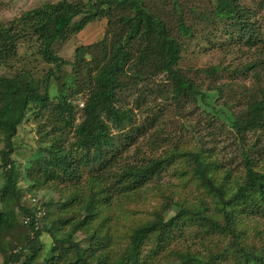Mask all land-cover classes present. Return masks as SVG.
<instances>
[{
  "label": "trees",
  "instance_id": "obj_1",
  "mask_svg": "<svg viewBox=\"0 0 264 264\" xmlns=\"http://www.w3.org/2000/svg\"><path fill=\"white\" fill-rule=\"evenodd\" d=\"M95 20L103 37L61 56ZM198 31L223 51L240 37L249 55L228 69L255 79L237 113L218 110L232 130L221 160L184 148L189 132L206 144L200 130L182 125L174 136L178 120L155 111L165 107L158 97L198 106L221 90L211 80L202 91L179 67ZM29 51L49 65L41 76L26 67ZM0 69V264H264V0L45 1L0 20ZM218 70L204 69L212 79ZM22 126L27 146L16 142ZM172 165L180 182L167 184ZM20 214L39 221L22 224ZM192 226L199 233L182 234Z\"/></svg>",
  "mask_w": 264,
  "mask_h": 264
},
{
  "label": "rangeland",
  "instance_id": "obj_2",
  "mask_svg": "<svg viewBox=\"0 0 264 264\" xmlns=\"http://www.w3.org/2000/svg\"><path fill=\"white\" fill-rule=\"evenodd\" d=\"M45 1H56V0H3V7H0V20L8 23L13 18L19 16V14L25 10L34 8L36 6L42 5ZM105 29V21L104 20H95L89 24H87L82 30L78 32V34L73 35L66 43L61 44L58 47V52L61 56L70 57L73 49L77 45H87L93 44L99 41L104 34ZM201 32L198 31L196 36L193 38L186 39V43H184V47L182 50L183 57L179 62V67L182 72H186L187 74L195 79L197 83H203L204 86H201L202 91H209L205 88L208 85L209 81H211L210 85H219L222 86L221 90L217 89V93H213L209 96L206 100L203 101L204 104L199 103L202 100L198 101V106L192 100H187L184 98L181 103L173 102L171 99H166L163 97H158L157 102L163 103L165 105L160 111L155 110L160 120H165V123L177 124L178 126L176 129L172 130V134L175 136L179 127L182 125H190L191 127H197L200 130V134L203 135L204 141L206 144L200 142V138H192L189 132V137L186 139H190L191 145L184 144V148H191L192 146L196 147V150L202 149L204 150V154L208 156L210 159L217 158L221 160L222 157L216 155V151L220 148H223L224 144L226 143V138L229 132L232 130L224 126L221 128V120L225 119L223 114L219 113L218 110L221 106H228L232 110V112L237 113L246 103L245 101L239 100L241 96H252V83L255 80L250 74L242 75L238 74V77L233 78V75L229 67L234 68L236 65H240V62H245L249 53L247 52V48L245 44H243V40L239 37L235 40H232L233 45H229L230 48L228 50L223 51L221 48H215L209 45H206V42H203ZM212 43L214 40L211 41ZM260 47V45H258ZM22 53L24 49L20 50ZM253 51V50H252ZM29 53V58L26 60L28 63L26 67L34 69L39 72L38 76H41L43 72H45L49 65L42 60H36L31 55V51ZM20 65L24 67V63L20 62ZM217 66L219 67V72L216 74L213 79L207 75L204 69L208 67ZM8 73L4 72L0 69V74ZM264 78V77H263ZM153 80L149 83L151 86L152 84L161 81L159 76L152 77ZM235 80L236 82H233ZM246 86V87H245ZM154 88L156 86H153ZM213 91V90H212ZM255 91V90H254ZM254 96V95H253ZM80 106L82 102L80 101ZM223 103L225 105H223ZM181 115V116H180ZM226 120V119H225ZM80 119H77L75 123H78ZM183 134H187V132H183ZM32 136L29 130L25 129V126L20 127L19 135L16 138V142L20 145V140L22 141L21 146H27L30 143ZM161 149L158 151L160 152ZM213 152V154H212ZM29 155L27 152H23L22 150H17L14 154V158L16 161H26V158ZM176 176H172L171 174L176 173ZM240 172L243 171V167L240 166ZM180 173L179 168H175L174 165L170 167V170L166 172L164 181L165 183L169 184L172 181L177 179L179 182ZM222 177V173H218L216 175V180L220 181ZM4 179L2 178L1 168H0V186L3 183ZM21 181L19 183L22 190L26 189L25 182ZM34 192H27L25 191L24 195L22 194L21 199H24V202L28 200L30 203V196L33 195ZM37 194H42L45 196H50L51 193L49 192H39ZM208 194V193H207ZM41 196V195H39ZM213 198L211 195H209ZM34 197V196H33ZM209 199V198H208ZM41 201V200H40ZM26 215L20 214L18 219L20 223L27 224L24 222V218ZM220 216V214H219ZM221 217V216H220ZM251 218V217H249ZM248 218V219H249ZM244 218L245 223L252 226V222ZM223 222V220H222ZM195 224V223H194ZM197 225V224H195ZM204 226V224H203ZM196 226H192L187 231L183 232L184 235H195L199 232L193 231ZM205 227V226H204ZM207 227V226H206ZM24 230H26V226H24ZM227 234V233H226ZM225 236V235H224ZM43 244L44 246H49V240L47 236H43ZM206 242L209 241V238L206 237L204 239ZM256 240V238H255ZM174 241H178L176 238ZM192 240L188 242L191 243ZM194 243L199 249H196L194 246L193 248L196 250L202 251L203 254L206 253V249H204V244L195 240ZM47 248V247H46Z\"/></svg>",
  "mask_w": 264,
  "mask_h": 264
},
{
  "label": "clouds",
  "instance_id": "obj_3",
  "mask_svg": "<svg viewBox=\"0 0 264 264\" xmlns=\"http://www.w3.org/2000/svg\"><path fill=\"white\" fill-rule=\"evenodd\" d=\"M32 198H34V197H32ZM32 198H31V200H32ZM33 201H34V200H33ZM36 202H37V201H36ZM42 214H43V210L38 209L36 215L39 216V215H42ZM33 220H34V221H33ZM33 220H32V217H31V216H27V215H26L25 218H24V222H26V223H30V222L33 221L34 224H37L38 221H39L38 217L34 218Z\"/></svg>",
  "mask_w": 264,
  "mask_h": 264
}]
</instances>
